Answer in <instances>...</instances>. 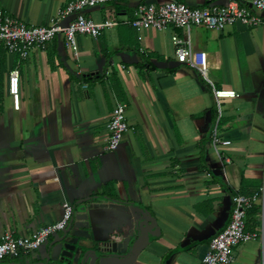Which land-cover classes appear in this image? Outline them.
I'll return each mask as SVG.
<instances>
[{
    "label": "crops",
    "instance_id": "obj_1",
    "mask_svg": "<svg viewBox=\"0 0 264 264\" xmlns=\"http://www.w3.org/2000/svg\"><path fill=\"white\" fill-rule=\"evenodd\" d=\"M68 1L0 0V7L28 26H44ZM146 1L161 0L88 9L95 22L115 17L119 25L99 38L79 35L77 56L64 35L25 60L0 51V237L29 235L60 221L71 205L69 234L83 236L77 264H201L229 222L233 197L264 187V25L192 29V48L207 53V79L178 60L172 38L185 30H130ZM179 1L201 8L228 0ZM15 69L17 108L9 92ZM112 71L130 129L109 152L118 99ZM211 82L239 95L223 102L220 118ZM217 123L231 142L222 157L212 143ZM263 211L257 205L248 212V231L260 228ZM127 239L122 253L118 245ZM53 240L0 264L45 263ZM231 264H264L262 240L239 245Z\"/></svg>",
    "mask_w": 264,
    "mask_h": 264
},
{
    "label": "built area",
    "instance_id": "obj_2",
    "mask_svg": "<svg viewBox=\"0 0 264 264\" xmlns=\"http://www.w3.org/2000/svg\"><path fill=\"white\" fill-rule=\"evenodd\" d=\"M119 1L70 0L44 26H28L0 7V47H3L7 53L19 54L25 60L35 48H45L58 35H64L68 48L77 56L79 35L99 38L106 30L119 25L115 17L95 22L86 16V11L102 5L114 6ZM128 24L139 33L149 28L158 31H164L169 27L185 30V37L175 35L172 38L178 60L207 78V53L192 48L190 39L192 29L204 27L223 31L234 25L255 29L264 25V0H228L223 5H207L201 8L190 7L179 0L146 1L136 7L134 17ZM19 79V70L11 71L9 92L14 98L16 108L18 107ZM211 87L220 118L223 102L226 99L237 98L239 95L233 90L217 89L212 82ZM127 111L128 105L117 99L108 127L110 136L107 150L109 152L119 149L125 134L130 129ZM212 135L213 147L219 156L221 153L222 157V150L231 145V142L220 137L218 123ZM224 159L226 163H230L228 159ZM257 205L263 206L264 210V187L252 195L236 194L233 197L229 222L210 240L208 251L201 264H231L235 260L239 245L253 239H260L264 243V211L260 228L253 232L246 228L248 212ZM73 216V207L66 205L60 221L40 227L29 235L16 236L12 231L3 233L0 237V262L7 258L27 256L37 252L54 236L66 231Z\"/></svg>",
    "mask_w": 264,
    "mask_h": 264
},
{
    "label": "water",
    "instance_id": "obj_3",
    "mask_svg": "<svg viewBox=\"0 0 264 264\" xmlns=\"http://www.w3.org/2000/svg\"><path fill=\"white\" fill-rule=\"evenodd\" d=\"M86 208L82 207L80 212H85ZM87 216L79 215L77 219L85 220ZM73 224V219L71 220L69 227L61 235L60 233L54 236V240L49 245L48 255L45 263L41 264H77L78 253L80 251L81 244L78 239L83 237L81 234L73 233L69 234V228ZM148 226L147 224H145ZM62 233V232H61ZM130 239L125 242L120 243L118 248L122 253L126 252L127 244ZM115 257H124L121 254H113Z\"/></svg>",
    "mask_w": 264,
    "mask_h": 264
},
{
    "label": "trees",
    "instance_id": "obj_4",
    "mask_svg": "<svg viewBox=\"0 0 264 264\" xmlns=\"http://www.w3.org/2000/svg\"><path fill=\"white\" fill-rule=\"evenodd\" d=\"M132 29H134V28L132 27L130 30H132ZM0 51L2 52V54L7 52L3 47H0ZM148 57H156V56L154 54H148L145 59H148ZM110 77L112 78L113 88H114V91H115L117 98L120 101L125 102L126 96H125L122 88L120 87L119 77H118L117 73L115 71H112ZM105 193H108V188L105 190Z\"/></svg>",
    "mask_w": 264,
    "mask_h": 264
}]
</instances>
